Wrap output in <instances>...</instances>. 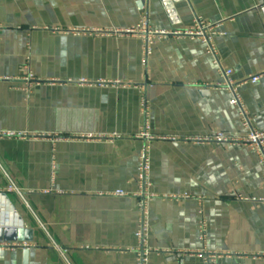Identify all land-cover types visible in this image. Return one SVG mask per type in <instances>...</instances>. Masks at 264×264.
<instances>
[{
    "label": "crops",
    "instance_id": "obj_1",
    "mask_svg": "<svg viewBox=\"0 0 264 264\" xmlns=\"http://www.w3.org/2000/svg\"><path fill=\"white\" fill-rule=\"evenodd\" d=\"M170 2L0 0V264H137L143 217L146 264H264L259 153L203 141L264 132V0Z\"/></svg>",
    "mask_w": 264,
    "mask_h": 264
},
{
    "label": "built area",
    "instance_id": "obj_2",
    "mask_svg": "<svg viewBox=\"0 0 264 264\" xmlns=\"http://www.w3.org/2000/svg\"><path fill=\"white\" fill-rule=\"evenodd\" d=\"M218 26H213L211 24H206L200 17H196L193 21V27L187 32H178V31H152L150 30L148 23L144 20L140 22L137 31L133 33H139L143 38L145 43V55L148 56L150 53L151 45L155 42L156 39H162L168 36H180L185 35L191 38H195L198 40H202L204 43L208 45L209 51L214 53L213 48V39L216 35H219ZM23 72L24 76V88L23 90L27 93H30L32 88L39 83L36 77L31 73L28 66H24ZM220 75L225 80L224 84H218L220 88H228L233 92V98L230 103L233 106H237L242 109L241 99L237 93V84H235L232 79V70L220 68ZM259 78L255 77L251 79L252 83L258 82ZM143 137L148 138V134L146 131L142 134ZM20 137L13 133H3L0 134V138H16ZM205 142H213L217 144H229V145H247L250 146L255 152L259 153L260 163L264 170V132L253 130L248 137L245 139H236L225 136L224 134H217L211 138L203 139ZM149 173V164L146 158H142L140 168H139V183L142 191L141 195L145 194L147 187L149 186L147 181V176ZM116 196H125L126 194L122 191H118L115 193ZM147 233V220L143 217L138 226L136 236L140 243L139 256L137 260V264H146V257L148 254V250L145 248V239ZM216 257H208L206 260V264H215Z\"/></svg>",
    "mask_w": 264,
    "mask_h": 264
},
{
    "label": "water",
    "instance_id": "obj_3",
    "mask_svg": "<svg viewBox=\"0 0 264 264\" xmlns=\"http://www.w3.org/2000/svg\"><path fill=\"white\" fill-rule=\"evenodd\" d=\"M163 2L166 7H169V6L171 7L172 5V2H170V0H163Z\"/></svg>",
    "mask_w": 264,
    "mask_h": 264
}]
</instances>
